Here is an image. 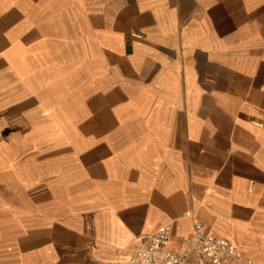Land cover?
I'll return each mask as SVG.
<instances>
[{
    "label": "crops",
    "instance_id": "crops-1",
    "mask_svg": "<svg viewBox=\"0 0 264 264\" xmlns=\"http://www.w3.org/2000/svg\"><path fill=\"white\" fill-rule=\"evenodd\" d=\"M193 220L264 264V0H0V264Z\"/></svg>",
    "mask_w": 264,
    "mask_h": 264
},
{
    "label": "built area",
    "instance_id": "built-area-1",
    "mask_svg": "<svg viewBox=\"0 0 264 264\" xmlns=\"http://www.w3.org/2000/svg\"><path fill=\"white\" fill-rule=\"evenodd\" d=\"M185 214L192 216L190 211ZM171 231L170 224H161L137 240L125 262L105 264H257L225 238L207 232L198 220H193L180 252L169 247Z\"/></svg>",
    "mask_w": 264,
    "mask_h": 264
}]
</instances>
